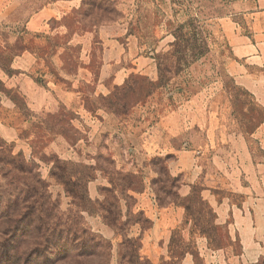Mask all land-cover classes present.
Wrapping results in <instances>:
<instances>
[{
  "label": "rangeland",
  "instance_id": "obj_1",
  "mask_svg": "<svg viewBox=\"0 0 264 264\" xmlns=\"http://www.w3.org/2000/svg\"><path fill=\"white\" fill-rule=\"evenodd\" d=\"M57 1L0 0V129L14 136L0 134V192L19 161L67 215L82 187L84 226L111 246L106 264H120L128 241L150 226L142 211L150 198L183 209L167 232L172 254L192 250L180 238L188 221L212 247L239 253L202 199L201 178L190 182L199 166L214 173L210 145L264 120L238 82L229 43L264 24L254 0H80L46 31L25 29ZM24 53L31 57L18 59ZM141 257L136 264H150Z\"/></svg>",
  "mask_w": 264,
  "mask_h": 264
},
{
  "label": "crops",
  "instance_id": "obj_2",
  "mask_svg": "<svg viewBox=\"0 0 264 264\" xmlns=\"http://www.w3.org/2000/svg\"><path fill=\"white\" fill-rule=\"evenodd\" d=\"M58 1L64 2L63 5ZM58 1L32 13L25 29L44 32L49 19L65 13L61 8L68 11L80 3V0ZM254 9L255 13L264 14V0H254ZM242 12L244 15L254 13L249 8ZM248 27L253 34L237 33L229 39L230 54L236 61L238 82L253 95L257 105L264 108V24L256 20L254 26ZM29 57L24 53L18 59ZM0 134L14 140L9 129H0ZM224 136L221 143L210 145L208 158L214 173L208 170L201 173L199 166L190 183L201 178V197L212 209L214 222L225 225L230 240L238 242L240 252L228 255L224 248L212 247L206 235L190 232L191 222L188 221L181 227L180 238L191 240L192 250L172 254L167 232L184 220L183 209L158 208L150 198L147 206L142 207L150 226L138 229L133 235L140 237V253L150 264H254L264 259V120L248 134L227 132ZM179 192L180 196L187 194L183 188Z\"/></svg>",
  "mask_w": 264,
  "mask_h": 264
},
{
  "label": "trees",
  "instance_id": "obj_3",
  "mask_svg": "<svg viewBox=\"0 0 264 264\" xmlns=\"http://www.w3.org/2000/svg\"><path fill=\"white\" fill-rule=\"evenodd\" d=\"M14 165L0 192V264H106L111 246L84 226L81 213L90 211V201L82 187L79 200L70 196L77 213L67 215L51 200L37 175L22 161ZM20 175L23 182L18 185ZM140 246L139 239L129 240L120 264H136L142 258Z\"/></svg>",
  "mask_w": 264,
  "mask_h": 264
}]
</instances>
